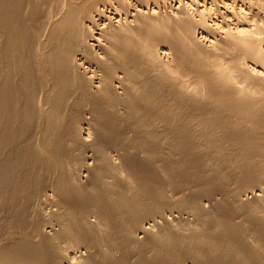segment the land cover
I'll use <instances>...</instances> for the list:
<instances>
[{
	"label": "bare ground",
	"instance_id": "bare-ground-1",
	"mask_svg": "<svg viewBox=\"0 0 264 264\" xmlns=\"http://www.w3.org/2000/svg\"><path fill=\"white\" fill-rule=\"evenodd\" d=\"M214 3L0 0V264H264V0Z\"/></svg>",
	"mask_w": 264,
	"mask_h": 264
},
{
	"label": "rangeland",
	"instance_id": "rangeland-1",
	"mask_svg": "<svg viewBox=\"0 0 264 264\" xmlns=\"http://www.w3.org/2000/svg\"><path fill=\"white\" fill-rule=\"evenodd\" d=\"M212 0H210L211 2ZM221 2V0H216V3L214 4H208L210 9H209V12L206 14V17H207V20H210L211 18H213L215 16V13L217 12L216 9H217V5ZM218 3V4H217ZM222 4V3H220ZM221 8V7H220ZM199 18V17H198ZM249 195V193H248ZM264 211V205L263 206H260L257 208V212L259 213H262ZM77 256L80 255V253L76 254ZM261 255H264V250L261 251ZM261 262V261H260ZM187 264H190V263H187Z\"/></svg>",
	"mask_w": 264,
	"mask_h": 264
}]
</instances>
